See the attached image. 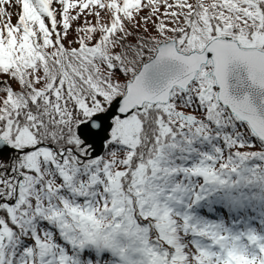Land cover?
Instances as JSON below:
<instances>
[{"label":"snow or ice","instance_id":"obj_1","mask_svg":"<svg viewBox=\"0 0 264 264\" xmlns=\"http://www.w3.org/2000/svg\"><path fill=\"white\" fill-rule=\"evenodd\" d=\"M0 264H264V0H0Z\"/></svg>","mask_w":264,"mask_h":264}]
</instances>
